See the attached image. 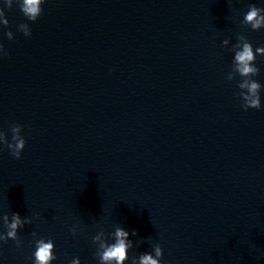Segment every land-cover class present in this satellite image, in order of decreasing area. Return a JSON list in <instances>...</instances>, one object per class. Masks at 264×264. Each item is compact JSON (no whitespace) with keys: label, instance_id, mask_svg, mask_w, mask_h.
Returning a JSON list of instances; mask_svg holds the SVG:
<instances>
[{"label":"clouds","instance_id":"clouds-1","mask_svg":"<svg viewBox=\"0 0 264 264\" xmlns=\"http://www.w3.org/2000/svg\"><path fill=\"white\" fill-rule=\"evenodd\" d=\"M46 0H3V5H0V25L5 28L9 26V20L6 17L5 9H11L14 4L19 6L20 11L23 16L28 20L35 22L42 14V5ZM264 12V8H258L254 4L249 6V10L244 15V20L251 25L253 30H259L262 25H264V16L260 13ZM17 28L24 29V35L27 37L31 36V29L28 23H21ZM5 34L11 36V30L7 31ZM225 43H227L225 41ZM237 50L235 52L234 64L236 66V71L241 75V77L257 76L259 74V69L252 65L254 60V55L252 51V46L250 42H244L242 48L237 45ZM257 53L264 54V47H258L256 49ZM261 84L255 80H245L243 83L238 85L239 89L247 88L248 94L239 92L237 95L244 102L242 108L247 111L249 108L259 109L261 107L260 90ZM17 131V129H13ZM25 139H17L16 136L12 137V142L3 141L0 145H5L9 150L11 155L16 158H21V153L25 148ZM20 224V219L18 214L13 215V222L9 226L12 230L8 232V236L15 239L16 233L15 229ZM135 235V231L132 233ZM128 232L117 228L115 232V242L109 245H101L104 249L101 254L102 262L105 264H110V262L115 261L116 264H122L126 259V253L128 244L126 243V238ZM54 245L51 240L45 242L43 239L36 241V250L34 252V264H49L50 261L55 260L56 257L52 253ZM157 256L161 255L159 247L156 249ZM74 264H79V261H75ZM140 264H158V260L153 259L151 255L145 254L140 257Z\"/></svg>","mask_w":264,"mask_h":264}]
</instances>
